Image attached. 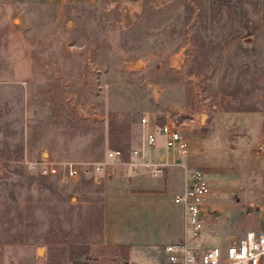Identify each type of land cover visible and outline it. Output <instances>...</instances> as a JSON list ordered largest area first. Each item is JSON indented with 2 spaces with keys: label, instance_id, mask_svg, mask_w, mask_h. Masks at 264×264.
Returning a JSON list of instances; mask_svg holds the SVG:
<instances>
[{
  "label": "rangeland",
  "instance_id": "obj_1",
  "mask_svg": "<svg viewBox=\"0 0 264 264\" xmlns=\"http://www.w3.org/2000/svg\"><path fill=\"white\" fill-rule=\"evenodd\" d=\"M89 63L102 121L67 99ZM193 72L208 74L216 106L199 132L186 131L212 135L219 162L220 174L200 165L212 181L204 240L224 244L264 211V0H0V264H126L124 249L104 242L107 180L64 182L28 162L139 145L140 116L160 124L169 105L188 103ZM242 133L255 142L240 151L228 136ZM121 167L113 187L157 177Z\"/></svg>",
  "mask_w": 264,
  "mask_h": 264
},
{
  "label": "built area",
  "instance_id": "obj_2",
  "mask_svg": "<svg viewBox=\"0 0 264 264\" xmlns=\"http://www.w3.org/2000/svg\"><path fill=\"white\" fill-rule=\"evenodd\" d=\"M81 75L87 83L81 87H72L67 99L81 118L102 121L106 114L91 89L92 85L96 86L94 80L99 79V73H95V68L89 63ZM208 80L207 73L188 74L186 82L189 102L169 105L164 111L162 123L158 124L155 119L151 120L148 115L142 114L139 120L140 143L127 151L111 148L102 158L60 160L48 157L31 160L28 166L40 174L55 176L64 182L89 178L96 185L111 178L118 165H123V172L127 175L142 167L150 175L159 176L163 172L165 160L150 155L148 149L155 147L159 138H162L164 147L170 152L178 153L179 156L189 152L194 133L187 135L186 131L199 132L203 125L208 124L216 107L206 92ZM256 147L264 153V128ZM181 164L185 166L183 162ZM186 169L187 181L173 196V200L183 206L184 239L164 244L163 251L167 260L171 264H263L264 230L247 229L238 239L224 244L200 243L205 219L212 210L207 206L212 181L199 166Z\"/></svg>",
  "mask_w": 264,
  "mask_h": 264
},
{
  "label": "crops",
  "instance_id": "obj_3",
  "mask_svg": "<svg viewBox=\"0 0 264 264\" xmlns=\"http://www.w3.org/2000/svg\"><path fill=\"white\" fill-rule=\"evenodd\" d=\"M259 118L256 119L254 128L252 126L257 129V134L261 125ZM224 127L227 126L221 124V128ZM227 129L231 130L232 127L228 126ZM191 137L189 152L184 156L170 152L162 145L148 149L150 155L165 160L161 175L153 178L135 177L132 186L117 188L110 185L120 174V168H116L115 174L106 181V188L102 191L104 242L112 247L123 248L126 264H171L166 258L163 246L184 239L183 206L175 202L173 196L187 181L186 168L203 165L207 173L211 171L220 174L218 160L208 153L207 146L212 140V135L202 136L200 133H194ZM228 137L232 145H240V151L244 149L242 146L247 149L248 142H252V146L255 142L248 141L251 137L245 133L239 137ZM229 162L231 159L226 161V165ZM200 168L204 169L202 166ZM121 169L123 170L122 167ZM260 203L264 207V192L260 196ZM208 204L207 206L212 208L213 203L209 201ZM263 229L264 211L260 215L258 226L255 227V230ZM203 231L204 229L200 243L216 244L204 240L206 234H203Z\"/></svg>",
  "mask_w": 264,
  "mask_h": 264
}]
</instances>
